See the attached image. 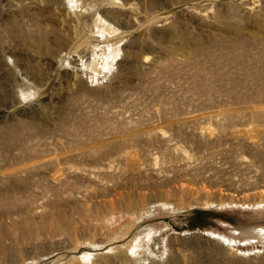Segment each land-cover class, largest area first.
Wrapping results in <instances>:
<instances>
[{
	"label": "rangeland",
	"instance_id": "1",
	"mask_svg": "<svg viewBox=\"0 0 264 264\" xmlns=\"http://www.w3.org/2000/svg\"><path fill=\"white\" fill-rule=\"evenodd\" d=\"M256 225L264 0H0V264H264Z\"/></svg>",
	"mask_w": 264,
	"mask_h": 264
},
{
	"label": "bare ground",
	"instance_id": "2",
	"mask_svg": "<svg viewBox=\"0 0 264 264\" xmlns=\"http://www.w3.org/2000/svg\"><path fill=\"white\" fill-rule=\"evenodd\" d=\"M105 50H106V49H105ZM108 52H109V50H108ZM106 53H107V52H106ZM67 193H68V192H67ZM224 223H225V221H224ZM248 228H249V227H248ZM251 228L253 229V232H254V233H256V234H261L260 232H262V231H260V230H263V229H264V226H257V225H256V226H253V227L251 226ZM251 228H250V229H251ZM245 229H246V228H245ZM252 229H251V230H252ZM247 230H248V229H247ZM245 232H246V231H245ZM239 234H240V233H239ZM243 238H245V237H243ZM87 249H88V248H87Z\"/></svg>",
	"mask_w": 264,
	"mask_h": 264
}]
</instances>
